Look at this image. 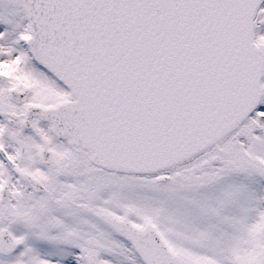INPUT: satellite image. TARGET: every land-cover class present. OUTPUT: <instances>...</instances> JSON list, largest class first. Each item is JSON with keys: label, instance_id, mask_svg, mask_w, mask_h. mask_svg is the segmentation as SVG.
<instances>
[{"label": "snow or ice", "instance_id": "6c2138e0", "mask_svg": "<svg viewBox=\"0 0 264 264\" xmlns=\"http://www.w3.org/2000/svg\"><path fill=\"white\" fill-rule=\"evenodd\" d=\"M0 264H264V0H0Z\"/></svg>", "mask_w": 264, "mask_h": 264}]
</instances>
